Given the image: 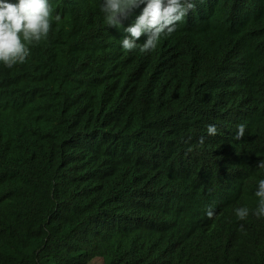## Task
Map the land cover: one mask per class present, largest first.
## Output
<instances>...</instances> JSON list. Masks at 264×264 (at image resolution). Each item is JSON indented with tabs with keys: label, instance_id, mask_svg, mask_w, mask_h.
<instances>
[{
	"label": "clouds",
	"instance_id": "obj_1",
	"mask_svg": "<svg viewBox=\"0 0 264 264\" xmlns=\"http://www.w3.org/2000/svg\"><path fill=\"white\" fill-rule=\"evenodd\" d=\"M48 36L79 69L107 67L115 95L133 84L124 113L143 130L158 128L150 172L139 170L117 197L118 229L154 231L159 245L189 258L241 242L249 214L264 218V103L256 101L264 58L251 52L264 54V0H0V66L25 62ZM176 104L167 122L161 112ZM0 105L32 126L27 113ZM9 128L17 129L0 122V133ZM254 171L257 206L237 207Z\"/></svg>",
	"mask_w": 264,
	"mask_h": 264
},
{
	"label": "trees",
	"instance_id": "obj_2",
	"mask_svg": "<svg viewBox=\"0 0 264 264\" xmlns=\"http://www.w3.org/2000/svg\"><path fill=\"white\" fill-rule=\"evenodd\" d=\"M43 44L32 45L25 62L0 66V103L33 120L26 129L0 105V122L17 128L0 133V264H264V218L253 214L241 220L247 227L241 242L189 258L159 245L154 231L118 229L117 197L139 170L150 172L158 128L143 130L124 113L133 84H121L115 95L107 67L79 69L71 60L76 55L52 36ZM196 78L193 66L190 80ZM256 101L264 103V84ZM177 106L162 118L170 122ZM257 175L242 182L237 207L257 206Z\"/></svg>",
	"mask_w": 264,
	"mask_h": 264
}]
</instances>
